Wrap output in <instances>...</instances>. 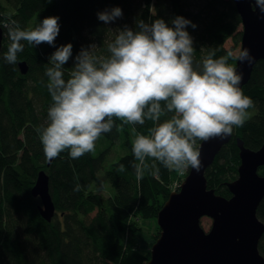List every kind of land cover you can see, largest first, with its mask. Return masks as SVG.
Masks as SVG:
<instances>
[{
	"label": "trees",
	"instance_id": "16d2710c",
	"mask_svg": "<svg viewBox=\"0 0 264 264\" xmlns=\"http://www.w3.org/2000/svg\"><path fill=\"white\" fill-rule=\"evenodd\" d=\"M204 3L210 6L188 7L187 0H0V25L3 28L0 50V264L146 263L150 257L148 248L158 238V231L145 254L125 245L120 235L135 241L136 234L142 230L141 223L157 218L171 192L169 183L175 177V170L147 158L149 167L143 179H136L131 165L139 161L132 152L130 123L113 117L114 127L101 137L108 142L103 147L78 159H72L65 150L53 159L46 168L48 184L56 213L62 215H54L47 222L36 211L39 198L33 197L30 187L36 169L45 167L47 161L36 129L47 125V106L53 103L46 86V71L53 67L49 62L52 53L69 43L72 44V57L62 69L66 81L74 70L75 57L82 49L96 45L91 51L97 59L109 57L108 45L117 35L105 34L110 25L117 28V22L122 30L127 27L133 31H139V21L152 24L157 19L174 27L175 18L182 17L192 24L200 20L202 12L206 19L195 38L190 31L191 24L185 26L193 41V67L201 70L203 60L208 57L218 59L229 52L235 57L240 43L241 33L237 29L241 19L233 1ZM117 7L122 10L123 18L107 23L98 19V13L110 12ZM215 14L219 18L212 21ZM3 16L6 22H1ZM46 17H59V33L54 45L42 42L33 46L21 41L24 47L17 53V60L25 58L29 66L25 75H18L16 63L9 64L3 58L11 44L5 25L16 21L22 30H34ZM228 36L232 40L229 47L225 44ZM202 46H206V50ZM235 60L229 58L228 63L234 66ZM27 89L34 93L29 100L35 106L27 99ZM242 91L254 101V107L248 109L253 115L242 127L233 128L230 141L222 146L205 171L208 188L224 197L231 196L226 184L230 182L229 174L237 172L240 163L236 137L252 150H257L264 142V60L253 66ZM35 107L42 113L40 118L35 115ZM172 115L174 113H166L158 122H164ZM158 122L146 119L143 125H133V130L138 128L142 135L150 136V130ZM20 129L25 136L22 142L15 136ZM119 140L123 141L126 152L106 171L113 195L105 198L87 192L89 183L104 167L111 144ZM199 143L197 140L196 147ZM120 165L125 166L124 171L119 170ZM263 170L264 167L259 168V172ZM77 186L79 190H75ZM93 204L102 207L90 217ZM256 214L264 223V197ZM259 251L264 256V234L259 241Z\"/></svg>",
	"mask_w": 264,
	"mask_h": 264
},
{
	"label": "clouds",
	"instance_id": "9594fccd",
	"mask_svg": "<svg viewBox=\"0 0 264 264\" xmlns=\"http://www.w3.org/2000/svg\"><path fill=\"white\" fill-rule=\"evenodd\" d=\"M255 5L264 14V0H255ZM120 16L118 7L98 13V19L106 23ZM58 20L46 17L34 30H22L16 21H10L5 26L11 44L4 60L16 63L17 53L24 47L21 41L33 46L42 42L54 45ZM173 24L169 27L157 19L152 24L139 21V31L125 27L108 45L107 58L93 55L96 45L82 49L67 81L62 69L72 57V44L52 53L49 62L53 67L46 71V86L53 103L48 108L47 125L36 129L46 159L51 161L65 150L72 159L93 153L95 142L114 127L113 117L143 125L146 119L158 122L166 113H174L157 123L150 136L136 135L132 152L139 163L131 165L136 179H143L149 167L147 158L181 174L189 168L199 172L202 161L197 140L224 139L234 127L244 125L254 101L240 87L243 73L228 60L251 63L254 57L250 51L243 49L235 57L231 52L218 59L208 57L197 71L193 41L185 30L191 22L177 17ZM119 170L124 171L125 166L120 165Z\"/></svg>",
	"mask_w": 264,
	"mask_h": 264
},
{
	"label": "water",
	"instance_id": "95a60500",
	"mask_svg": "<svg viewBox=\"0 0 264 264\" xmlns=\"http://www.w3.org/2000/svg\"><path fill=\"white\" fill-rule=\"evenodd\" d=\"M241 19L240 51L248 49L254 57L251 63L236 59L235 67L243 73L241 89L249 80L253 66L264 60V14L255 0H232ZM3 28L0 26V50ZM22 66V74L26 73ZM224 139L200 141L198 149L202 167L199 172L189 168L179 189L171 191L157 213L159 236L150 247V257L145 264H264L259 251V241L264 233V223L256 211L264 197V142L257 150L247 148L236 137L240 163L238 176L227 182L230 197L216 194L208 188L206 169L213 163ZM48 175L40 173L31 188L45 206L41 214L49 220L55 211L48 193ZM210 217L209 230L201 227V218Z\"/></svg>",
	"mask_w": 264,
	"mask_h": 264
},
{
	"label": "rangeland",
	"instance_id": "374dc122",
	"mask_svg": "<svg viewBox=\"0 0 264 264\" xmlns=\"http://www.w3.org/2000/svg\"><path fill=\"white\" fill-rule=\"evenodd\" d=\"M231 41L232 40L230 39L226 43L227 47L231 46V44H232ZM251 114H252V112H250V115ZM158 123H162V122H158ZM120 136H122V133H120ZM105 140H106V138H101L100 137L95 142V150H97L98 148L103 147V145L108 143ZM198 145H197V148H198ZM125 152H126V150H125V148L123 146V141L122 140L117 142L114 146H111L110 153L107 155L106 161L104 163V168H103V170L101 172H99V174L96 177L94 183L92 184V188H93V190H94V192L96 194H99V195H101V196H103L105 198L108 197V196L113 195L114 189L111 187L109 181L107 180L106 176L104 175L105 174V170L109 169L111 164L113 162H115L116 160H118L122 155H124ZM188 172H189V169H187L182 174L177 172V171H175V177H173L172 182L169 183V187H170L171 191L179 189V186H180L181 182L184 179L183 177H185ZM259 173H261V172H259ZM237 176H238V173L232 171L229 174V179L228 180L232 181L235 178H237ZM93 215H94V213H91L90 217H92ZM211 224H212V219L210 217L204 216V217L201 218V226L205 229V231L209 230ZM141 227H142V230L136 234L138 237L136 238L135 241L127 239L123 235H120V238H121L122 242L125 245L134 248L139 253L145 254L148 249L150 250V248L147 249V247L151 243V240L153 239V235L157 231L159 233L160 229H159V227L157 225V219H151V220L144 221V222L141 223Z\"/></svg>",
	"mask_w": 264,
	"mask_h": 264
},
{
	"label": "bare ground",
	"instance_id": "6f19581e",
	"mask_svg": "<svg viewBox=\"0 0 264 264\" xmlns=\"http://www.w3.org/2000/svg\"><path fill=\"white\" fill-rule=\"evenodd\" d=\"M209 1H210V0H187V5H188V7H191V6H200L201 4H205V5H207V6L209 7V6H210L209 4L204 3V2H209ZM120 17L123 18L124 16L122 15V16H120ZM218 18H219V16H218L217 14H215L214 18H212V21H214V19L217 20ZM205 19H206V15L202 12V13H201L200 20H198L197 22H193L191 25H189V26H190V31H192V34H193V37H194V38L198 35L199 30H200V27H201V24L204 22ZM1 22H6V18H5L4 16L1 18ZM193 24L196 25V27H197L196 30H194V28L192 27ZM0 26H1V25H0ZM189 26H188V28H189ZM1 27H2V26H1ZM31 28H32V27H31ZM119 31H122V27L120 28V27L118 26V22H117V28H116V26H113V27L111 28V25H110V28L106 30V34H105V36L117 35V34L119 33ZM187 32H188V29H187ZM228 37H229V36H228ZM229 40H230V37L226 39L225 44H226ZM2 44H3V41H2V43H1V47H2ZM202 47L206 50V46H202ZM35 57H36V56H35ZM22 66H23V67L25 66V70L28 69L29 63L27 62V60H26L25 58H21L20 60H17V62H16V67H17L18 75H25V74L27 73V72H26V73L22 74ZM26 94H27V97H28L27 99H28V100H29V98H32V96L34 95V93H33V91H32L31 89H27V90H26ZM29 102L31 103V105H34V103L31 102L30 100H29ZM34 106H35V105H34ZM48 108H49V107L47 106V109H48ZM34 111H35V115H37L36 117L40 118V117H41V114H42L41 111H40V109L37 108V107H35ZM26 121L28 122V119H27ZM132 126H133V124H130L128 130H129V139H130L131 143L133 144V141L135 140L136 135H141V133H140V131H139L138 128L133 130L134 126H133V127H132ZM22 132H23V131H22ZM22 132H21V129H20V130H17V131H16V134H15L17 140L20 141V142H22V141L25 140V136H24V134H23L24 132H23V133H22ZM102 136H103V134H102L100 137H102ZM119 141H120V140H119ZM119 141H117V142H119ZM117 142H116V143H117ZM116 143H115V144H116ZM115 144H111V146H114ZM51 161H52V160H51ZM51 161H49V160L47 159L46 164H45V167H42V168L38 167V168L36 169L35 176H34V178H33V180H32V185H31L30 188H32L33 185L36 184V182H37V178H38V176H39L40 173L47 174V170H46V168L49 167ZM137 162H138V161H137ZM138 163H139V162H138ZM103 168H104V167H103ZM103 168L101 169V171L103 170ZM107 170H108V169H107ZM107 170H105V174H104L105 176H106V171H107ZM101 171H98V172L96 173V177L98 176L99 172H101ZM47 175H48V174H47ZM96 177H95V179H96ZM106 178H107V176H106ZM95 179L92 180V181L89 183V185H88L89 190H88L87 192H92V193L96 194V193L94 192L93 188H92V184L94 183ZM107 180H108V179H107ZM48 182H49V179H48ZM110 185H111V184H110ZM47 187H48V193H49V195H51V194H50L49 184H47ZM111 187H112V186H111ZM112 188H113V187H112ZM33 197H37V198H39V196H33ZM51 198H52V196H51ZM52 203H53V205H54V207H55V203H54L53 199H52ZM99 207H102V206H101V205L96 206V204H93V207H92V209H91V213H94V215H95V214L99 211ZM35 208H36V211L39 212L40 216H41L45 221H47V222H50V221L53 219L54 215H57V216H61V215H62V213H56V208H55V211L53 212V215L51 216V218H50L49 220H47V219L41 214V211H42V210H45V206H44V204L42 203V201L40 200V198H39V201L37 202ZM80 217H82V216H80ZM201 227H202V226H201ZM202 229L205 230L203 227H202ZM137 237H138V236H136V238H137Z\"/></svg>",
	"mask_w": 264,
	"mask_h": 264
},
{
	"label": "flooded vegetation",
	"instance_id": "af4514ba",
	"mask_svg": "<svg viewBox=\"0 0 264 264\" xmlns=\"http://www.w3.org/2000/svg\"><path fill=\"white\" fill-rule=\"evenodd\" d=\"M235 6V5H234ZM236 9V8H235ZM237 30H239L240 31V33H241V35H240V41H241V36H242V25L240 24L239 25V27H238V29ZM239 52H240V43H239V49H238V52H237V54H236V56L239 54ZM235 64H236V60H235ZM235 64H234V66H235ZM253 115V112H252V114L250 115V116H252ZM249 116V117H250ZM260 167H264V166H259V168ZM259 168H258V173H259ZM264 172V170L260 173V174H262ZM237 173H238V170H237Z\"/></svg>",
	"mask_w": 264,
	"mask_h": 264
}]
</instances>
